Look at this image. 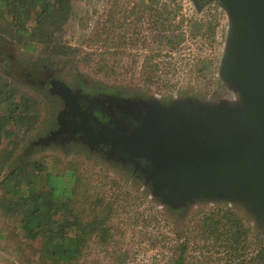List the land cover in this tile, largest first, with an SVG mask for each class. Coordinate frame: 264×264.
Wrapping results in <instances>:
<instances>
[{"label": "rangeland", "instance_id": "374dc122", "mask_svg": "<svg viewBox=\"0 0 264 264\" xmlns=\"http://www.w3.org/2000/svg\"><path fill=\"white\" fill-rule=\"evenodd\" d=\"M71 1L74 15L66 23L68 33L64 41L69 45L68 49L70 46L78 48L79 55L69 62L58 57L49 58L40 50H26L0 36V52H4L0 58V75L15 76L17 85L36 97L41 108L40 121L31 136L32 140L22 142L16 159L10 161L6 169L14 167L25 156H33L41 158L55 173L58 166L64 167L62 160L71 156L67 155V151L79 155L73 149H65L62 141L54 136L59 113L58 104L53 103V99L57 100L56 91L42 83L48 74L73 93L76 89L80 90L81 95L92 103L99 100L100 104L108 102L117 107H141L145 112L156 109L167 111L185 105H194L203 111L216 108L242 111L236 108L243 104L245 94L235 81L223 74L231 21L227 11L216 0H182L179 17L185 19V39L176 46L160 45L153 23L154 11L142 10L139 16L130 14V9L141 0ZM164 1L171 5L170 0ZM103 51L109 52L111 62H114V57L118 60L115 65L120 73L116 77L94 73V61ZM115 51L117 53H112ZM84 56L91 58L88 63L80 62ZM151 59L159 63L152 83L146 85L139 79L140 70ZM197 63L205 64L206 68L200 71ZM105 108L102 104L93 107L95 121L116 124V116ZM78 159L80 172L89 174L85 176L91 178L94 189L99 188L105 191L107 199L122 203L113 223L126 230L124 242L133 251L129 264H164L166 258L158 256V248L163 240H168V235H174L172 228L178 229V225L173 226V220L177 218L173 217L175 215L165 216L161 211L167 204L172 212L177 204H168L156 196L148 185L146 168L138 167L132 161L122 159L119 162L103 150L90 148ZM109 162L114 165L117 162L118 168L109 167ZM127 169L131 170L130 175ZM4 173L5 168L0 178ZM112 180L116 185H112ZM154 198L158 202L148 203ZM187 198L185 206L189 209L195 208L200 200L206 207H228L241 214L252 229L248 253H253L258 243L264 242V211L261 208L223 192L208 197L190 195ZM71 219L73 217L66 220L67 226ZM140 232L148 234L143 242L140 241ZM146 236L152 239V245ZM91 246L94 244L91 243ZM40 248V239H27L19 221L0 211V264H46L39 261ZM198 253L188 252L189 264L197 259ZM205 254L209 255L208 260L204 255L198 257L203 264H226L228 261L221 251L216 256L213 252Z\"/></svg>", "mask_w": 264, "mask_h": 264}, {"label": "trees", "instance_id": "16d2710c", "mask_svg": "<svg viewBox=\"0 0 264 264\" xmlns=\"http://www.w3.org/2000/svg\"><path fill=\"white\" fill-rule=\"evenodd\" d=\"M170 1L171 5L164 0H141L130 9V14L139 16L142 10L154 11L153 23L160 45L176 46L185 39V19L179 17L182 0ZM0 10V36L26 50H40L49 58L58 57L64 62L79 55L78 48L68 49L64 41L68 33L66 23L74 15L71 0H0ZM108 54L99 53L93 71L116 77L120 73L115 65L118 60L114 57L111 62ZM2 56L4 52H0ZM90 59L84 56L80 62L88 63ZM158 63L156 59L144 63L140 70L141 83H152ZM197 66L200 71L206 68L205 64L197 63ZM16 80L15 76L0 75V173L5 168L0 178V211L19 221L27 239L41 240L40 262L129 264L133 251L125 245L126 230L113 223L122 203L107 199L105 191L94 189L91 178L85 176L88 173L80 172L78 158L87 153V145L77 141L63 145L79 155L67 151L71 156L62 160L64 167L58 166L55 173L41 158L33 156H25L6 169L16 159L22 142L32 140L41 115L36 97L22 90ZM53 103L59 105L56 99ZM116 163L109 162L108 166L118 168ZM127 171L130 175L131 170ZM110 182L116 185L115 181ZM148 185L152 187L149 181ZM156 201L154 198L148 203ZM189 208L181 205L171 212L169 205L163 206L161 213L175 215L173 226L178 225V229L172 228L174 235H168V240H163L158 248V256L166 258L164 264H189L190 251L199 252L198 257L204 255L207 260L209 255L205 252L216 256L221 251L228 259L226 264H264L263 241L253 253L249 252L252 254L248 253L252 229L241 214L228 207H206L200 200L195 208ZM69 217L73 219L67 226ZM145 235L147 232H140V241L143 242ZM146 238L152 245V239ZM198 257L194 256L192 264L204 263Z\"/></svg>", "mask_w": 264, "mask_h": 264}, {"label": "water", "instance_id": "95a60500", "mask_svg": "<svg viewBox=\"0 0 264 264\" xmlns=\"http://www.w3.org/2000/svg\"><path fill=\"white\" fill-rule=\"evenodd\" d=\"M216 1L231 21L223 74L245 94L236 108L242 111L156 109L128 132L100 138L117 157L145 161L147 180L163 202L181 206L190 195L223 192L264 211V0Z\"/></svg>", "mask_w": 264, "mask_h": 264}, {"label": "flooded vegetation", "instance_id": "af4514ba", "mask_svg": "<svg viewBox=\"0 0 264 264\" xmlns=\"http://www.w3.org/2000/svg\"><path fill=\"white\" fill-rule=\"evenodd\" d=\"M43 85H48L57 93L58 115L55 138L67 144L69 141H77L87 145L92 150H103L116 161L122 162V157H117L120 152L111 153L112 145L103 139L105 132H128L138 124L139 117L145 113L144 108L117 107L108 102L101 103L111 115L116 116L117 123L104 121L103 124L95 121L93 117V107L101 105L99 100L90 102L89 99L81 95V91L76 89L74 93L68 88L65 90L63 83L52 79L48 74L42 79ZM53 131V130H52ZM103 135V136H102ZM103 137V138H100ZM133 164H136L135 162ZM138 164V165H137ZM136 166L147 168L145 161L137 163ZM132 165V163H131ZM134 169L138 171V169Z\"/></svg>", "mask_w": 264, "mask_h": 264}]
</instances>
